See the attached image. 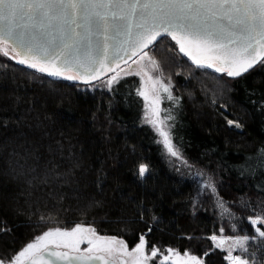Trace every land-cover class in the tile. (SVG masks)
<instances>
[{"label":"trees","instance_id":"16d2710c","mask_svg":"<svg viewBox=\"0 0 264 264\" xmlns=\"http://www.w3.org/2000/svg\"><path fill=\"white\" fill-rule=\"evenodd\" d=\"M174 44L148 50L178 100L171 139L215 191L199 192L144 122L138 76L91 88L0 53V259L49 228L83 224L130 249L143 235L147 249L187 251L203 264H230L212 235H247V251L234 256L264 264L248 219L264 216V64L230 78L195 67Z\"/></svg>","mask_w":264,"mask_h":264},{"label":"snow or ice","instance_id":"6c2138e0","mask_svg":"<svg viewBox=\"0 0 264 264\" xmlns=\"http://www.w3.org/2000/svg\"><path fill=\"white\" fill-rule=\"evenodd\" d=\"M164 38L174 41L178 52L195 67L241 77L255 65L264 64V0H0V52L7 56L11 45L16 53L12 60L55 78L90 84L136 56L139 59L133 63L139 70L125 71V75L143 78L146 73L141 62L145 59L162 72L147 49ZM120 78L119 72L111 76L107 87ZM148 80L162 87L167 100L178 103L170 84L151 75ZM137 95L149 100L145 90H138ZM160 103L159 96L153 98L154 118L145 122L160 135L166 151L179 156L167 123L174 117ZM161 111L167 112L163 118ZM227 123L241 127L232 120ZM147 172L148 166L141 164L138 175ZM206 187L215 191L210 183ZM248 219L253 226L259 225L251 239H264V216ZM209 239L220 241L215 248H223L222 238L212 235ZM227 239H234L236 247L247 251L249 236ZM85 242L88 247L81 251ZM147 247L143 235L129 250L123 239L101 236L94 227L76 224L70 229L49 228L35 236L7 264H115L117 254L130 257L131 264H148L158 254L162 257L159 264H203L187 251L181 255L169 247L164 255L153 246L147 254ZM226 259L230 264H249L233 256L231 249ZM0 264L6 261L0 259Z\"/></svg>","mask_w":264,"mask_h":264},{"label":"rangeland","instance_id":"374dc122","mask_svg":"<svg viewBox=\"0 0 264 264\" xmlns=\"http://www.w3.org/2000/svg\"><path fill=\"white\" fill-rule=\"evenodd\" d=\"M0 53H2V52H0ZM9 54H11V52H10V50L8 48V55ZM149 55L152 56L150 53H149ZM141 64L143 65V71L146 74L143 75V78L141 76H138L140 78V80H141L140 90L147 91L148 92V95H149V100L148 101H145L144 98L142 97L143 98V101H144L143 120L145 122L146 119H152V118H154L153 115H152V108H153L152 100H153V98H155L156 96H159L160 97V100H161L160 108L162 110H165V107H164V99L167 96V93H165L163 91L162 87L159 84L153 86L152 81L148 80V75H151L153 79H156L157 77H159L160 79L163 80V82L165 84H170L171 93H173V88L174 87H173L172 80L170 78H168L167 76H165L163 74V72L154 70L152 68L151 64L147 61V59H145L144 61H142ZM136 70H139V66L138 65L136 67H133V68H130L127 65V66L124 67L123 71H119L118 70V71L110 74L106 78L100 80L99 82H97L95 84H90L89 86L91 88H109V87H107V80L111 76H113L117 72H119L120 77H123V76H126L125 75V71H136ZM115 83L116 82H114L112 84V86ZM165 103H166V109L169 110L170 113H172L174 111V108H176V106H177V103L174 102V101L166 100ZM160 115H161V118H163V117L166 116L165 113H164V111H161ZM167 123H168V125H170V128H171V123L169 124L168 121H167ZM152 129L154 130L153 127H152ZM155 133L158 135V139L160 141L161 140L160 135L156 131H155ZM163 147H164V145H163ZM165 152L168 154L169 157L173 158L175 164H177L182 170H184L185 174H187L188 177H190L194 181V183L197 185V189L199 190V192L203 191L206 188H210V187H206V185L209 184V183L212 185L211 179H210V177L206 173H204L202 170L194 167L193 165L189 164L188 161L186 159H184L180 154H179V156H171L166 151V149H165ZM224 218L230 219V218H234V217L232 215H229L228 214V215H224ZM252 218H255V217H252ZM257 226H259V225H257ZM257 226H255V227H257ZM261 227H262V230H264V226H261ZM219 237L223 239V248L224 249H228V250L231 249L232 255L234 256V253H235L234 250L240 249L239 247H236L235 246L234 239H231V240L230 239H227V237H225L222 234ZM218 242H220V241H217V243ZM87 247H88L87 242H85V243H83V244L80 245L81 251H83V249H85ZM128 249L131 250L130 248H128ZM150 251H151L150 249H146V253L147 254H150ZM161 253H163L164 255H167L168 254L166 251H161ZM180 254L183 255L182 253H180ZM117 255H119V254H117ZM125 258L128 261V264H131V258L130 257H125ZM161 258L162 257L158 254V256L155 257V258H153L152 260H150L148 262V264H153L154 263V260H156L157 263H159V261H160ZM6 264H7V261H6Z\"/></svg>","mask_w":264,"mask_h":264},{"label":"water","instance_id":"95a60500","mask_svg":"<svg viewBox=\"0 0 264 264\" xmlns=\"http://www.w3.org/2000/svg\"><path fill=\"white\" fill-rule=\"evenodd\" d=\"M8 48H9V50H10L12 53H14V54L16 55V53L12 51L11 45H9ZM148 50H149V49H147V51H148ZM138 58H139V56H136V57H133L131 60H128L127 63L121 62L120 67L117 68V69L115 70V72L118 71V70H119V71H122V69H124V67L127 66V65H128L130 68L135 67V64L133 63V60H137ZM257 65H258V64H257ZM257 65H255V66H254L252 69H250L248 72H250L251 70H253ZM209 70H212V69H209ZM212 71H213V70H212ZM248 72H247V73H248ZM112 73H114V72H107V73H105V74L101 77L100 80L106 78L107 76H109V75L112 74ZM244 74H246V73H244ZM244 74H243V75H244ZM243 75H242V76H243ZM237 78H238V77H237ZM100 80H94V81H92L90 84H95V83L99 82ZM77 82H80V83H82V84H84V85H90V84H86V83H84L83 81H77ZM121 260H126V258H125V257H121V256H119L118 259H115V264H120ZM126 261H127V260H126Z\"/></svg>","mask_w":264,"mask_h":264},{"label":"flooded vegetation","instance_id":"af4514ba","mask_svg":"<svg viewBox=\"0 0 264 264\" xmlns=\"http://www.w3.org/2000/svg\"><path fill=\"white\" fill-rule=\"evenodd\" d=\"M138 59H139V58H138ZM138 59H137V60H138ZM136 66H137V64H135V67H136ZM119 256H120V255H117L115 259H118Z\"/></svg>","mask_w":264,"mask_h":264}]
</instances>
